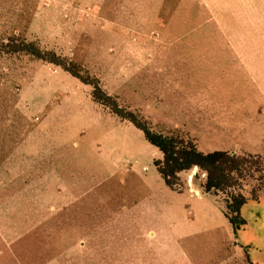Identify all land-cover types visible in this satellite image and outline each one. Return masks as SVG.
I'll return each mask as SVG.
<instances>
[{
	"label": "rangeland",
	"instance_id": "374dc122",
	"mask_svg": "<svg viewBox=\"0 0 264 264\" xmlns=\"http://www.w3.org/2000/svg\"><path fill=\"white\" fill-rule=\"evenodd\" d=\"M10 39L86 81L6 52ZM95 79L154 130L264 160V0H0V264H81V233L94 240L92 264H124L118 253L130 264H238L234 241L264 264V188L229 241L216 211L225 194L195 207L171 190L154 165L162 153L93 98ZM183 172L203 190L205 173Z\"/></svg>",
	"mask_w": 264,
	"mask_h": 264
},
{
	"label": "trees",
	"instance_id": "16d2710c",
	"mask_svg": "<svg viewBox=\"0 0 264 264\" xmlns=\"http://www.w3.org/2000/svg\"><path fill=\"white\" fill-rule=\"evenodd\" d=\"M10 40L6 44L9 47L5 50L6 52L24 51L62 66L82 81H86L75 70L66 66L59 56L51 54V57L47 58L37 50L32 42L20 46L12 39ZM92 83H94L93 98L106 105L109 104L108 101H112L113 105H110L112 111L120 117L127 118L142 130L147 141L162 153L161 158L154 160V165L167 186L174 190H180L178 187L179 172L197 167L199 171L205 173L202 183L204 192L225 194L224 214L232 224L234 231L245 224L240 215L242 205L248 198H257L258 191L264 188V160L261 155L237 154L227 150L203 152L198 149L191 138L184 137L177 132L163 133L154 130L146 119L130 110L121 108L113 97L101 90L96 79ZM99 93L102 96H99ZM248 180L257 182V186L252 187L248 195H245L242 189Z\"/></svg>",
	"mask_w": 264,
	"mask_h": 264
},
{
	"label": "crops",
	"instance_id": "0c3cea01",
	"mask_svg": "<svg viewBox=\"0 0 264 264\" xmlns=\"http://www.w3.org/2000/svg\"><path fill=\"white\" fill-rule=\"evenodd\" d=\"M222 126H219V131H221V134H224V129L221 128ZM236 147L238 146L237 144L235 145ZM239 150L241 149L239 146L237 147ZM219 150H227V151H235L234 147H230L227 149H219ZM248 152V151H247ZM251 153H254L252 151H249ZM179 177H180V181L182 183V188L181 190H174L171 189L169 186V188L181 195H183L184 197H189L190 200L194 203L195 207L196 204L198 205L201 201H205L206 194L205 192L200 188V190H197L196 187H194V185L192 184V173L191 174H186L185 172L181 171L179 172ZM194 190V191H193ZM194 192V193H193ZM208 199V198H207ZM207 203V202H206ZM203 204V203H202ZM216 211L218 212L219 216L221 217L220 220V224L222 225V229L224 234L228 237H230L229 241H232L234 239V237L232 236L233 234V226L230 222H228L230 224V226L226 225V219H228L225 214H224V209H216ZM176 219V218H175ZM183 221H186L185 223H188V221L192 222L191 220H188L187 218H184ZM229 221V220H228ZM189 222V224H190ZM176 223V222H173ZM224 235L223 240H221L222 244L224 243V241L226 240ZM179 236L176 234V237ZM94 241V240H93ZM93 241H90L88 239H83L82 233H81V237L80 239H78V242L76 244V248H75V252L74 255L76 258L80 257V263L83 264H92L96 259L98 258V254L96 252V248H95V243ZM241 246L237 244L236 241L233 242V249H234V254H239V262L238 264H254V258H249L248 261H244V258L242 256V252H241ZM125 253V252H124ZM137 256L139 257V262L140 263H144V260L146 259L144 256H142L141 254H139V252L137 251ZM117 256H121L123 258V261L125 262L124 264H130V257L126 254H117ZM84 257L86 258L84 260ZM128 257V258H127ZM157 260V258H156ZM128 261V262H127Z\"/></svg>",
	"mask_w": 264,
	"mask_h": 264
}]
</instances>
